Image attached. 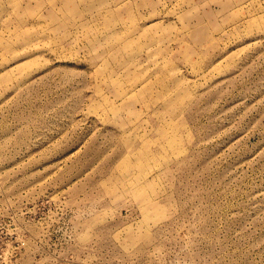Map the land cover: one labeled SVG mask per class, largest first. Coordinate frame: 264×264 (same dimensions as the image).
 I'll list each match as a JSON object with an SVG mask.
<instances>
[{
  "label": "rangeland",
  "instance_id": "1",
  "mask_svg": "<svg viewBox=\"0 0 264 264\" xmlns=\"http://www.w3.org/2000/svg\"><path fill=\"white\" fill-rule=\"evenodd\" d=\"M0 264H264V0H0Z\"/></svg>",
  "mask_w": 264,
  "mask_h": 264
}]
</instances>
